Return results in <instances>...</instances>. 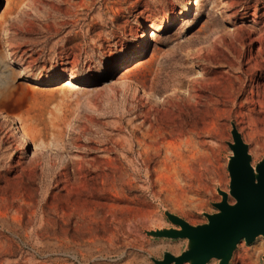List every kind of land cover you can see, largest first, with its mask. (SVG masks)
Returning a JSON list of instances; mask_svg holds the SVG:
<instances>
[{
  "label": "rangeland",
  "instance_id": "1",
  "mask_svg": "<svg viewBox=\"0 0 264 264\" xmlns=\"http://www.w3.org/2000/svg\"><path fill=\"white\" fill-rule=\"evenodd\" d=\"M230 1L0 0V264H155L187 249L148 233L178 228L166 212L192 226L219 212L233 125L252 166L264 160V98L233 112L206 94V69L225 67L198 55L211 32L264 25V0ZM258 46L244 44L246 62ZM72 76L87 94L65 125ZM173 105L197 110L186 132L169 126ZM229 264H264V237Z\"/></svg>",
  "mask_w": 264,
  "mask_h": 264
},
{
  "label": "water",
  "instance_id": "2",
  "mask_svg": "<svg viewBox=\"0 0 264 264\" xmlns=\"http://www.w3.org/2000/svg\"><path fill=\"white\" fill-rule=\"evenodd\" d=\"M232 137L233 143L229 146L233 156L228 167L230 194L219 190L223 198L215 204L219 212L206 215L208 224L202 226H192L166 212L167 219L178 228L148 234L160 239H187L188 247L179 256L166 252L163 260H153L155 264H208L212 260L229 264L241 241L250 245L258 237H264V160L255 168L252 166L249 147L235 125ZM229 195L235 199V204L229 203Z\"/></svg>",
  "mask_w": 264,
  "mask_h": 264
},
{
  "label": "bare ground",
  "instance_id": "3",
  "mask_svg": "<svg viewBox=\"0 0 264 264\" xmlns=\"http://www.w3.org/2000/svg\"><path fill=\"white\" fill-rule=\"evenodd\" d=\"M255 1L258 3L260 0ZM73 4L72 2L69 3L70 6ZM237 4L238 3L231 0L228 2L227 8L229 10H235ZM211 35L212 36L207 42V46L198 49V55L206 52L207 59L210 63L225 65V67H211L210 69H206V77L209 75L215 76L212 80L213 83L206 85V94L218 98L217 104L219 107L223 108V110L226 107H229L233 112L246 110L254 104L253 100L256 96L264 98V25L260 27L258 23H254L249 30L235 27L232 31L223 29L222 34L217 31H212ZM144 36L145 34H143L141 38H144ZM250 40L253 41V44H259V46L257 51L251 55L246 62V54L243 52V46ZM138 53L139 52H137V54ZM220 53H222L225 58H223L224 61L221 60V62L220 59H218ZM139 67L140 66L137 65V68ZM224 69H227V71ZM123 71H128V67L125 66ZM258 73H261V77L260 80L257 81V86L248 89V82L254 83ZM74 78L73 76L70 77V83L66 84L63 88L66 90L65 98L68 97L71 100L67 105L69 113L64 118L65 125L71 122L75 117L79 110L80 102L87 94L84 89L71 87V82ZM136 83H138L140 90H143L146 97L153 100L157 99L156 94L151 93L142 81ZM243 99H246V102H242ZM172 108L174 112L179 113L169 124L173 129V133H176L179 129L186 132L188 128L192 126L197 116L195 106L189 105L182 108L180 107L181 109H179V107L173 105ZM13 130L16 138L23 141L25 136L21 131L17 132L15 127ZM51 141L55 142L57 145H61L63 143L61 134L58 133L54 135ZM37 145L38 148L46 147L45 141L42 139L38 141ZM217 261L219 262V260Z\"/></svg>",
  "mask_w": 264,
  "mask_h": 264
}]
</instances>
